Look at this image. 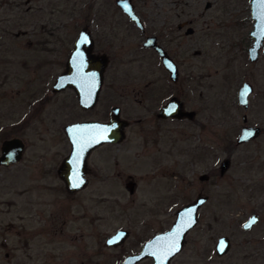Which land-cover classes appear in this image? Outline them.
Returning a JSON list of instances; mask_svg holds the SVG:
<instances>
[{
    "label": "rangeland",
    "instance_id": "1",
    "mask_svg": "<svg viewBox=\"0 0 264 264\" xmlns=\"http://www.w3.org/2000/svg\"><path fill=\"white\" fill-rule=\"evenodd\" d=\"M134 2L148 32L149 27L164 25L167 11L178 10V19L193 20L195 34L184 37V42L178 39L188 56L184 63L178 59L177 86L169 85L160 62L144 51L139 59L131 58L128 49L113 59L101 93L105 114L101 105L85 112L69 89L53 93L52 88L85 25L96 28L98 39L108 35L107 27L129 25L114 0H0V155L6 139L19 137L27 146L21 163L0 168V203L17 202L13 214L4 211L0 216V233H5L10 216L23 213L24 187L38 185L39 174L44 176L42 183L54 182L45 171L55 169L70 152L65 126L85 119L108 121L110 108L118 106L130 125L120 144L91 155L90 182L77 194L76 221L70 226L75 240L61 242L70 257L65 264H117L121 250L107 248L106 236L129 229L123 252L138 250L140 239L169 229L175 212L198 193L209 200L199 209L197 225L171 264H264V45L258 61L251 63L246 53L253 25L249 0ZM124 32L113 34L117 45L139 46L137 39L125 41ZM178 41L172 51L181 48ZM186 77L188 92L203 93L201 128L180 120L159 121L146 107L151 105L154 111L171 95L180 97ZM155 81L157 95L151 89ZM243 82L253 86L247 110L237 102ZM188 99L193 104V96ZM244 125L260 127L262 133L236 144ZM198 149L200 159L195 155ZM225 160L229 166L221 173ZM213 168L218 176L199 181V175ZM130 181L136 183L133 194L125 189ZM253 213L259 222L244 231L241 226ZM220 236L232 243L223 257L214 254Z\"/></svg>",
    "mask_w": 264,
    "mask_h": 264
},
{
    "label": "flooded vegetation",
    "instance_id": "2",
    "mask_svg": "<svg viewBox=\"0 0 264 264\" xmlns=\"http://www.w3.org/2000/svg\"><path fill=\"white\" fill-rule=\"evenodd\" d=\"M115 1L116 0H114V4L118 8L117 12L121 14V16L124 18L123 20L128 22L129 25H125L124 27H121V26L107 27L110 32L108 33V35H104L102 37V39L101 38L98 39L95 27L92 28L93 26L89 25V24L85 25L81 29V31L83 29H86V31L89 32L91 35V38L94 42V48L92 50V54L95 56H105L107 58V66H106V69H107L108 65L112 62L113 59L118 60L122 57V55H126L127 49L131 50V53H129L130 57L131 58L136 57L135 59H139V57L142 55V52L144 51L145 53H148L149 57H151L153 60L160 62L161 67L164 69V71L167 74L169 85L177 86L178 82H179L178 59H180V63H184V61L187 60V56H188V53H187L188 51L182 45V43L180 41H178V39L182 40L184 37L192 36L193 34H195L194 28L192 26H190V24H192L193 20L188 19L186 17L184 19L179 18L180 19L179 20L177 17V13H179L178 10H175L176 13H174V14H171L173 11H167L168 17L164 20V25L158 26V28H156V29H155V27H151V28L149 27V32H148V27L145 24L144 19L142 18L141 14L136 10V5H135L134 0H131V4L134 7V12H135L136 16L138 17L140 23L142 24L141 26L135 24V22H133L124 12H122L119 9V7L116 5ZM181 6H183V4ZM205 7L209 8L210 3H206ZM185 15H186V13H185ZM87 16L88 15H86V17ZM250 19H251V16H250ZM80 32H79V34H80ZM118 32L126 33V35L123 37V39L125 41L137 39L139 41L138 42L139 46L133 47L134 46V44H133L132 48L127 47V46L125 48V47H122L120 45H117L115 43L116 40H114V39H118V38L116 36H114L113 34L118 33ZM249 32H248V37H249ZM79 34H78V36H79ZM137 34H139V37H137ZM172 34L175 37L172 36ZM181 34H183V36ZM78 36L75 39L72 50L75 47V43H76ZM147 38H153L154 44H156L158 47L162 48V50L167 54V56L175 63V65L177 67V80L176 81H172L170 79V74L163 67L161 57L158 54L157 50L152 46L151 47H145L144 46V43L147 40ZM176 41L180 42L181 48L179 49V51H172L171 45H173V43H175ZM182 41L184 42L185 40H182ZM99 42L101 44H103L104 48H101L100 46H98L100 44ZM251 44H252V39L249 37V45L246 49L247 58H248V49L251 46ZM72 50H71V52H72ZM133 50L135 51V53L133 52ZM123 51H124V53H122ZM259 55H260V53H259ZM258 59H259V57H258ZM258 59H257V61H258ZM248 60H249V58H248ZM256 62H251V63H256ZM106 69H105V72H106ZM105 72L103 74V83H102L101 90H100L99 95H98L97 104L92 109H83L79 103V99H78L76 91L74 89H69L73 93V96H74L75 101H76V105L79 106V108L81 110H83L85 112H89V111H92L93 109L97 108V106L101 105L103 111H105L104 113L105 114L107 113V104L104 101H101V93H102V87L104 84ZM189 81H190V79H187V77L183 78V80L181 81L180 97L176 96V95H171L166 100V102H164L158 109H156L154 111H153V107L151 105H147L146 107L150 106L149 111L155 113V116L159 121H168V120L179 121L180 120V121H183L184 123H186V125H188L187 123H190L192 125H195L197 128H201L203 126L201 113L205 109L204 102H203V93L201 94L199 92L195 96V95H193V92H188V82ZM156 87H157V81H155V83H153L152 87H151L152 93H154L155 95H157V91H158V88H156ZM239 88H238V90H239ZM252 88H253V86H252ZM151 89H150V91H151ZM162 89H160V92L164 91ZM189 94L193 96V102H192L193 104H191V100L188 99ZM151 96H152L151 99H153L154 98L153 94H151ZM237 96H238V91H237ZM173 97L177 98L180 101V103L182 105V111L186 114L180 119L171 118V117H168V118L159 117L158 113H159L160 109L162 108V106L164 104H166ZM145 100H147V99L145 98ZM237 102H238V97H237ZM248 106H249V103H248ZM113 107H118V106H112L110 108V113H111V109ZM118 108H119L120 113H121L120 107H118ZM122 119H124V118H122ZM89 120H93V119H85V120H81V121H89ZM125 120H127V119H125ZM81 121H77V122H81ZM242 121H243V116H242ZM102 122H106V121H102ZM140 122L141 121L138 120L136 123L139 124ZM74 123H76V122H74ZM128 123H129V121H128ZM129 125H130V123H129ZM244 126H250V125H244ZM258 128H260V127H258ZM260 130H261V128H260ZM261 133H262V130H261ZM239 134H240V132H239ZM185 136L187 137L188 133H186ZM189 137H191L193 139V135H191ZM237 138H236V140H237ZM68 141H69V139H68ZM120 143H118V144H120ZM118 144L106 143V144H102V145L98 146L96 149H94L91 152V154L89 156V160L91 158V155L93 153H95L98 149L106 147V146H113V145H118ZM26 148H27V146L25 143V151H24L22 160H24ZM70 151H71V145H70ZM200 153L201 152H199V149L195 153V155L198 159H200V157L202 156V154L200 155ZM65 158H63V160L60 161V163H58V165L55 169L49 168L47 171H45L46 174H50L47 176L53 177L52 178V179H54L53 183L47 184L44 181L42 183L41 181L43 180L44 176H42V174H39L38 185H34V186L29 185L27 187H24V189L20 192V194H21V196H23V200H24L23 202L21 201L23 204V213L17 218L10 216L7 219V225L5 228V233H0V264H65L67 262V260L70 258L68 256V254L65 252V250L62 248L61 242H63V244L65 245L66 243L69 244V242L72 241V239H73V242L75 240V235H74V233H72L70 231V226L71 225L73 226L74 222L76 221V198H77V194L79 192L84 191L88 187L90 180L88 182L87 187L84 188L83 190H81L79 192L69 191L67 186H66V183L59 176V169H60ZM22 160L17 162V163H21ZM17 163L11 164L8 167L0 166V168L9 169ZM222 163H221V165H222ZM221 165H220V172L222 173L223 171L221 170ZM228 166H229V164H228ZM218 172L219 171L216 168H213L210 170L209 173H203V174L199 175L198 179L201 182L209 181L211 179V177L213 178L215 176H218ZM89 175H90V165H89V171H88V175H87L88 179H89ZM201 176H205L206 178L201 179ZM130 182H133V181H130ZM125 185H126V183H125ZM135 188H136V183H134L133 191H135ZM198 196L207 197V200L203 205H205L209 200L208 195H203L201 193H198L196 197H198ZM2 206H5V208H3ZM16 206H17V202H14V201H10V202L7 201V203L6 202L0 203V216L3 213H5L4 211H7L9 214H13L14 208ZM199 209H198V211H199ZM253 214H256V213H253ZM253 214H251V215H253ZM256 215L258 216V222H259V215L258 214H256ZM2 224H3V222L0 219V225H2ZM243 224H242V226H243ZM252 228H250L249 230H251ZM169 229H164L162 231L156 232L149 237H147L146 233H143V234H145L144 237H147V238L140 239V241L142 243L140 244L139 249L135 250V251L133 250V251H128V252H123L124 249H122L124 244H125V241L130 236L129 229H116L115 230V231L125 230L127 232V237L123 240V242L121 244H118L116 246H107L105 241H106V238L108 236H106L105 240H104V245L107 248H111V249H115V250L116 249L121 250V253H122L121 258H120L119 262L117 263V264H121V262L124 260L125 257H127L129 255L139 254L141 252L144 244L147 241H149L151 238H153L155 235L160 234L162 232H165ZM242 229H243V227H242ZM191 230H189V232ZM249 230H244V231H249ZM0 231H2L1 227H0ZM144 237H141V238H144ZM218 238H217V240H218ZM217 240H216V242H217ZM229 241H230V239H229ZM185 242H186V237H185ZM216 242L214 245V254L217 256L216 251H215ZM184 245H185V243H184ZM231 246H232V243L230 241V249H231ZM230 249L228 250V252L230 251ZM226 254H224L223 256H225ZM223 256H217V257H223ZM62 259H63V261H62ZM172 259H171V261H172ZM146 261L149 262V264H152L153 258L146 257V258L140 260L139 262H137L136 264H141V263L146 262ZM171 261L169 264H171Z\"/></svg>",
    "mask_w": 264,
    "mask_h": 264
},
{
    "label": "water",
    "instance_id": "3",
    "mask_svg": "<svg viewBox=\"0 0 264 264\" xmlns=\"http://www.w3.org/2000/svg\"><path fill=\"white\" fill-rule=\"evenodd\" d=\"M116 5L124 12L135 24L141 26L138 17L134 12L131 0H116ZM250 16L253 21L252 30L249 37L252 44L248 49L250 62H256L260 50L264 45V0H250ZM145 47H154L161 57L163 67L169 72L172 81L177 80V67L167 54L154 44L153 38H147ZM94 42L89 32L83 29L75 43V47L70 52L65 70L57 78L53 85V93H61L67 89H74L77 93L79 103L83 109H92L97 104V99L103 83V74L107 66L105 56H95L92 54ZM171 65V67H169ZM253 88L250 83L244 82L238 90V103L248 109V97ZM110 118L106 122L89 120L69 124L64 131L69 139L71 151L64 159L59 176L66 183L71 192H79L87 187L89 156L98 146L106 143L118 144L125 139V128L129 125L128 121L120 117L118 107L111 109ZM186 113L182 111L180 101L173 97L160 109L158 116L161 118H182ZM247 117L243 115V122ZM251 132L252 135L245 138V134ZM261 135L260 128L256 126H243L236 140L237 144L250 142ZM25 151V142L19 137L6 139L1 145L0 166H10L22 160ZM228 160L223 161L221 170L227 169ZM206 178L201 176V179ZM78 185V186H74ZM134 183L127 182L125 189L129 194H133ZM207 197L198 196L193 201L181 206L176 212V219L171 228L165 232L155 235L147 241L141 252L136 255H129L124 258L121 264H136L140 260L151 257L152 264H169L171 259L176 256L183 248L185 237L189 230L196 226L198 222V209L206 202ZM193 210V211H190ZM258 223V216L251 215L243 224L244 230H249ZM191 224L190 227H187ZM246 225H250L246 227ZM127 237L125 230H117L106 238L107 246L121 244ZM111 241V242H110ZM223 241V244L221 243ZM174 246L178 250L174 251ZM223 248V251H221ZM230 249V241L226 236L218 238L215 246L217 256H223Z\"/></svg>",
    "mask_w": 264,
    "mask_h": 264
},
{
    "label": "snow or ice",
    "instance_id": "4",
    "mask_svg": "<svg viewBox=\"0 0 264 264\" xmlns=\"http://www.w3.org/2000/svg\"><path fill=\"white\" fill-rule=\"evenodd\" d=\"M169 67H171V65H169ZM251 135H252V133H251V132H248V133L245 134V138H247V137H249V136H251ZM74 186H78V185H74ZM190 211H193V210H190ZM190 226H191V224H188V225H187V227H190ZM248 226H250V225H246V227H248ZM110 242H111V241H110ZM221 243L223 244V241H222ZM173 250L176 251V250H178V248H176V247L174 246ZM221 251H223V248H221Z\"/></svg>",
    "mask_w": 264,
    "mask_h": 264
}]
</instances>
